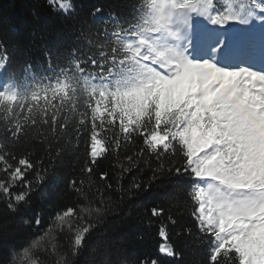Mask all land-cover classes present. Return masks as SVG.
<instances>
[{
    "label": "snow or ice",
    "instance_id": "obj_1",
    "mask_svg": "<svg viewBox=\"0 0 264 264\" xmlns=\"http://www.w3.org/2000/svg\"><path fill=\"white\" fill-rule=\"evenodd\" d=\"M211 3L147 0L139 24L112 33L114 43L123 41L121 48L106 50L99 45V58L73 60L53 74L54 83H35L28 91L6 80L0 86V112L9 119L13 141L27 137L28 130L37 126L55 136L71 124L68 113L80 107L76 97L82 93L84 110L75 128L91 124L93 163L104 153L103 143L109 142L97 138L98 128L105 135L118 128L111 137L115 148L122 147L120 137L124 141L141 137V151L161 161L153 179L173 174L178 181L185 176L191 178L193 189L189 195L195 206L191 216L208 246V264H264V74L221 69L208 61L193 62L175 49L160 50L155 43L163 35L176 37L177 32L172 30L175 21L187 23L186 15L197 10L204 15ZM49 4L64 14L74 11L70 0H49ZM99 11L95 9L92 15ZM232 13L211 17L212 22L235 20ZM121 52L123 58L119 59ZM45 56L51 68V54ZM89 63L92 70L82 67ZM7 65V55L0 56V73L7 71ZM57 99L59 105L53 104ZM66 102L71 107L66 108ZM7 147V143H0V197L17 211L29 202L45 176L37 171L41 167L37 161L28 155L17 160L11 150L5 151ZM167 156L173 159L166 170L163 158ZM83 171L90 179L93 169L86 165ZM107 177L108 173L101 175L102 180ZM71 187L88 204V197L95 196L85 191L83 180L73 181ZM86 212L87 204L67 207L55 216V221L66 224L69 231L75 229L77 248L93 225L75 228L71 220L77 217L80 223ZM163 212L162 208L151 209L153 217ZM169 220L176 223L171 217ZM34 222L39 225L40 218L37 216ZM159 236L164 242L159 244L158 252L178 259L165 227L160 228ZM140 264L160 261L145 259Z\"/></svg>",
    "mask_w": 264,
    "mask_h": 264
},
{
    "label": "trees",
    "instance_id": "obj_2",
    "mask_svg": "<svg viewBox=\"0 0 264 264\" xmlns=\"http://www.w3.org/2000/svg\"><path fill=\"white\" fill-rule=\"evenodd\" d=\"M146 2L70 0L74 11L64 14L54 10L49 0H0V56L8 57V69L0 73V86L12 80L13 86L18 84L22 91H28L35 83H54L53 74L67 68L73 60L99 58V45L106 50L121 48L123 41L114 43L112 33L139 24ZM97 8L100 11L92 15ZM232 11L235 20L212 22L211 17H223ZM185 19L187 23L175 21L172 30L186 41L194 62L217 59V65L232 68L234 64H253L250 54L255 53L256 58L264 56V0H212L204 15L197 10ZM171 38L163 35L155 41L158 49L163 50ZM46 53L51 54V68ZM118 58H123L122 52ZM82 67L92 70L90 63ZM83 99V94L78 93L76 102L80 107L68 113L71 124L55 136L37 126L28 130L27 137L13 141L9 119L0 112V143H7L5 151L11 150L17 160L30 156L41 165L37 171L45 176L29 202L17 211H12L0 197V264H140L145 259H157L160 264H208V246L191 216L195 207L189 195L193 189L191 178L185 176L178 181L173 174L153 179L161 161L141 151L143 139L138 136L129 141L120 137L122 147L115 148L111 137L118 128L107 135L97 129V138L109 142L103 143L105 151L93 163L91 124L75 128L84 110ZM52 103L59 105L60 101ZM65 107L71 104L66 102ZM172 159L163 158L166 170ZM86 165L93 169L90 179L83 171ZM103 173H108L104 180ZM81 180L85 191L95 194L88 197L90 204L71 187L73 181ZM86 204L89 212L84 213V220H71L75 228L93 225L77 248L75 229L69 231L66 224L55 221V216L67 207ZM154 207L164 209L163 214L153 217ZM97 208L99 212L95 211ZM37 216L39 225L34 222ZM169 217L176 223H171ZM26 220L30 223L25 224ZM161 227L166 228L170 243L179 253L178 259L158 252L159 244L164 242L159 236Z\"/></svg>",
    "mask_w": 264,
    "mask_h": 264
},
{
    "label": "rangeland",
    "instance_id": "obj_3",
    "mask_svg": "<svg viewBox=\"0 0 264 264\" xmlns=\"http://www.w3.org/2000/svg\"><path fill=\"white\" fill-rule=\"evenodd\" d=\"M184 42H186L182 36L177 35L176 37L171 38L170 40H168L165 43V47L163 48V50H167V49H175L177 52H179L180 54L186 56L187 58L191 59L193 62V56H191V49H189L188 45L186 46L184 44ZM249 53V52H246ZM249 56H253V64H244V65H237L234 64L232 68H224L221 67L219 65H217L218 63L212 60H201L200 62H204V61H208L212 64H214L216 67L221 68V69H227V70H233V71H239V70H249L252 72H256L258 74H264V56H261V58H256L255 53L253 55H249ZM240 63V62H239Z\"/></svg>",
    "mask_w": 264,
    "mask_h": 264
}]
</instances>
